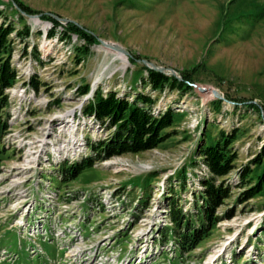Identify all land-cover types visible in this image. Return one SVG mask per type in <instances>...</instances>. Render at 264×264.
Instances as JSON below:
<instances>
[{"label":"rangeland","instance_id":"1","mask_svg":"<svg viewBox=\"0 0 264 264\" xmlns=\"http://www.w3.org/2000/svg\"><path fill=\"white\" fill-rule=\"evenodd\" d=\"M19 1L32 13L20 14L14 0H0V23L5 18L15 29L30 27L22 41L10 35L11 62L21 73L11 88L27 85L26 69L41 86H26V101L9 96L13 121L0 143V264H264V193L240 202L247 187L236 186L237 171L264 144V0ZM45 16L59 24L54 28ZM68 23L96 39L80 64L73 47L84 43L77 35L60 39ZM151 65L174 70L178 79L188 73L194 85L212 87L226 101L214 111L211 93L196 88L187 94L153 91L142 79L143 67ZM83 85L104 94H146L155 100V115L171 109L181 117L158 148L96 161L65 179L47 161L64 156L60 166L69 165L90 155L87 141L105 136L76 116L92 98L77 96ZM234 128L236 168L222 179L231 190L216 210L220 220L196 248L182 253L172 234L163 236L172 227L167 204L173 199L183 213L195 211L203 191L198 177L208 173L197 158V142L204 131L215 137ZM191 160L197 166L191 168ZM183 167L181 187L177 173ZM146 180L149 198L139 206Z\"/></svg>","mask_w":264,"mask_h":264},{"label":"trees","instance_id":"2","mask_svg":"<svg viewBox=\"0 0 264 264\" xmlns=\"http://www.w3.org/2000/svg\"><path fill=\"white\" fill-rule=\"evenodd\" d=\"M14 4L20 14L32 13L31 9L19 0H14ZM1 16L2 12L0 11ZM45 18L53 23L54 28L59 24L54 18L46 16ZM11 34L22 41L30 36V27L25 25L22 29H15L5 18L0 23V143L10 128L7 115L10 102L6 90L13 87L17 76V70L11 62L14 43V39L10 38ZM54 34L55 30L51 29L47 37L51 38ZM60 35L61 40L69 41L71 35H77L84 43L73 47L76 64H80L82 58L89 55V47L96 42L95 37L73 23H68ZM32 54L38 62H41L35 48H33ZM128 60L132 65L137 64V60L132 56L128 57ZM143 70L147 73V77L142 78L144 84H148L153 91L160 92L167 88L187 94L196 90L188 73H182L181 79H178L146 66L143 67ZM27 84L34 91H38L41 86L36 76L31 77ZM89 93L88 85L79 86L76 89L77 96H85ZM154 104L155 100L146 94L119 96L114 91H107L104 94L100 88H97L93 92L92 98L84 103L81 111L84 116H93L96 121L100 122L102 127L107 130L108 135L105 139L97 142L87 141V149L90 150L89 156L69 165L59 166L63 177L65 179L75 178L82 171L91 168L96 161L128 154L137 155L156 149L163 144L166 139L172 136V133L167 130L175 125L176 120L181 117V113L167 109L165 112L155 115L152 112ZM210 104L214 111H220L222 100L214 98ZM255 106V104L249 105L252 108ZM238 138L239 130L234 128L230 132L220 130L215 137L208 131H204L197 142V158L201 160L208 171L207 176L198 177L203 191H201L198 202L194 205L193 213H183L182 209L177 207V202L170 199L167 209L172 227L163 229V236L172 234L182 253L190 252L196 248L220 220L216 216V210L225 199L229 198L231 190V185L226 184L222 179L236 168L237 155L232 151V145ZM190 166L191 168L197 166V161L191 160ZM237 172L240 180L236 185L237 188L247 187L239 198L240 202L264 193V144L260 151ZM177 176L178 181L182 183L181 187H184L186 167H183ZM149 185L150 181L148 180L141 184L143 194L137 201L139 206L147 205L146 200L149 196L148 194L146 196V191Z\"/></svg>","mask_w":264,"mask_h":264},{"label":"built area","instance_id":"3","mask_svg":"<svg viewBox=\"0 0 264 264\" xmlns=\"http://www.w3.org/2000/svg\"><path fill=\"white\" fill-rule=\"evenodd\" d=\"M16 69H17V67H15ZM32 68V67H31ZM18 70V69H17ZM21 74V73H20ZM18 72H17V76H16V79L17 78H19L21 75H20ZM22 74L24 75V79L23 80H29L30 78H29V75L31 74L30 73V69L29 70H23V72H22ZM27 86V89H29L30 91H34L30 86H29V84H27L26 85ZM26 86H23L22 85V87L23 88H21L20 87V89H13V88H9V89H7L6 90V93L8 94V96H10V98H12L11 100H13V98L15 97L18 101H26L27 100V98H28V94L26 95L25 94V92H27L26 91ZM19 91H21V93H23L22 95H21V93L20 94H18L17 93V96H18V98H17V96H16V92H19ZM11 104H12V102L10 101V105H9V108H8V110H7V115H8V122H9V124H11V122L13 121V112L14 111H11L12 110V108L14 107V106H11ZM13 110H15V109H13ZM77 117H80V119L84 122V125L85 126H88L91 130H93V131H95V132H100V133H102L103 131L105 132V136L103 137V139H105L106 137H107V135H108V133H107V130H105L104 129V127H102V125L100 124V122H98V121H96L95 120V118L93 117V116H84L83 115V113H82V111H81V109H79V110H77ZM73 120V122H74V120H75V115H73V118H72ZM77 130V129H76ZM9 133V132H8ZM8 135V134H7ZM90 139V138H89ZM84 140V139H83ZM91 140V139H90ZM92 141V140H91ZM92 142H95V141H92ZM97 142V141H96ZM79 144V143H78ZM77 144V145H78ZM85 146H86V148H87V143L85 144ZM77 150H79L78 149V147H77ZM58 151H60L61 152V149L60 150H58ZM58 157H56L55 158V160H52L51 162H49V160L47 161L48 163H50V166L51 165H53V166H55L56 168L57 167H59L60 166V164L59 163H63V162H61V161H59V160H64V159H66V157H59V159H57ZM57 159V160H56ZM78 159V158H77ZM77 159H74V160H77ZM66 162V161H65ZM73 162V161H72ZM54 167V168H55Z\"/></svg>","mask_w":264,"mask_h":264},{"label":"water","instance_id":"4","mask_svg":"<svg viewBox=\"0 0 264 264\" xmlns=\"http://www.w3.org/2000/svg\"><path fill=\"white\" fill-rule=\"evenodd\" d=\"M24 15H26L25 13H22ZM29 18L31 19H36L39 20L40 16L39 15H27ZM103 46L110 48L112 50H114L115 52H117L118 54H121L123 56H128L129 54L120 46L116 45V44H112V43H108V42H101ZM146 62V61H145ZM150 69L153 70H157L161 73H164L166 75H172L176 77V74L174 72V70L169 69L168 72H166V70L162 67H155V66H149ZM195 88L202 94H207V93H211L212 97L218 99V100H222V101H226L224 99V97L214 88L212 87H197L195 86ZM92 92V89H91Z\"/></svg>","mask_w":264,"mask_h":264},{"label":"bare ground","instance_id":"5","mask_svg":"<svg viewBox=\"0 0 264 264\" xmlns=\"http://www.w3.org/2000/svg\"><path fill=\"white\" fill-rule=\"evenodd\" d=\"M33 20H35V19H33ZM35 21H37V20H35ZM120 58L125 61V59L122 56H120Z\"/></svg>","mask_w":264,"mask_h":264}]
</instances>
